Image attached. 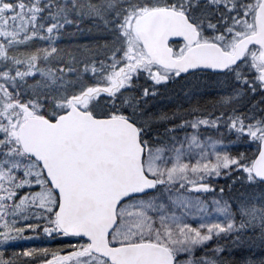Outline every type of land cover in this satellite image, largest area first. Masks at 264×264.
<instances>
[{
    "label": "snow or ice",
    "instance_id": "obj_1",
    "mask_svg": "<svg viewBox=\"0 0 264 264\" xmlns=\"http://www.w3.org/2000/svg\"><path fill=\"white\" fill-rule=\"evenodd\" d=\"M0 264H264V0H0Z\"/></svg>",
    "mask_w": 264,
    "mask_h": 264
},
{
    "label": "trees",
    "instance_id": "obj_2",
    "mask_svg": "<svg viewBox=\"0 0 264 264\" xmlns=\"http://www.w3.org/2000/svg\"><path fill=\"white\" fill-rule=\"evenodd\" d=\"M223 178H224V177H223ZM225 179H226V178H224V179L219 178V179H218V183L221 184V185H223V184L225 183Z\"/></svg>",
    "mask_w": 264,
    "mask_h": 264
},
{
    "label": "rangeland",
    "instance_id": "obj_3",
    "mask_svg": "<svg viewBox=\"0 0 264 264\" xmlns=\"http://www.w3.org/2000/svg\"><path fill=\"white\" fill-rule=\"evenodd\" d=\"M221 179H224L223 177H221ZM21 243H23V241H21Z\"/></svg>",
    "mask_w": 264,
    "mask_h": 264
}]
</instances>
